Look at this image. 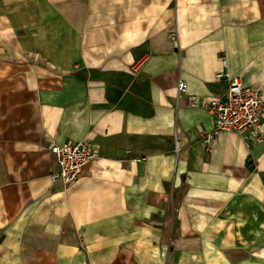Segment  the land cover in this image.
<instances>
[{"label": "crops", "instance_id": "1", "mask_svg": "<svg viewBox=\"0 0 264 264\" xmlns=\"http://www.w3.org/2000/svg\"><path fill=\"white\" fill-rule=\"evenodd\" d=\"M219 72L264 94V0H0V264H264V143L205 140Z\"/></svg>", "mask_w": 264, "mask_h": 264}, {"label": "built area", "instance_id": "2", "mask_svg": "<svg viewBox=\"0 0 264 264\" xmlns=\"http://www.w3.org/2000/svg\"><path fill=\"white\" fill-rule=\"evenodd\" d=\"M222 65H225L224 61ZM224 76L227 84L224 94L221 97H209L203 105L213 121L205 140L220 133H233L251 145L264 143V125L261 122L264 117V94L259 89L243 86L237 77H228L223 72L215 75V81L219 82ZM177 91L187 94V85L179 81ZM188 105L196 107V97L188 96ZM174 151H179L176 141ZM51 152L56 158V168L50 172L49 178L51 183L60 185L73 183L96 158V151L89 140L56 144Z\"/></svg>", "mask_w": 264, "mask_h": 264}, {"label": "rangeland", "instance_id": "3", "mask_svg": "<svg viewBox=\"0 0 264 264\" xmlns=\"http://www.w3.org/2000/svg\"><path fill=\"white\" fill-rule=\"evenodd\" d=\"M81 142V141H80ZM90 144H91V146H92V148L96 151V157H97V150L93 147V145H92V143L90 142ZM89 165V164H88ZM87 165V166H88ZM86 166V167H87ZM83 172V171H82ZM80 177V176H79ZM79 179V178H78ZM78 179H76L74 182H76ZM73 182V183H74ZM73 183H71V184H73ZM71 184H68V185H61V186H63V187H66V186H70ZM60 185V184H59ZM160 262H163L162 260L160 261ZM131 264H136V263H131Z\"/></svg>", "mask_w": 264, "mask_h": 264}, {"label": "bare ground", "instance_id": "4", "mask_svg": "<svg viewBox=\"0 0 264 264\" xmlns=\"http://www.w3.org/2000/svg\"><path fill=\"white\" fill-rule=\"evenodd\" d=\"M262 122V121H261Z\"/></svg>", "mask_w": 264, "mask_h": 264}]
</instances>
